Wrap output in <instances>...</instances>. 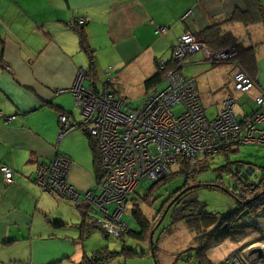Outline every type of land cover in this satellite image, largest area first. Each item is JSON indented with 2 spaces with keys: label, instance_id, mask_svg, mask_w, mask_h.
Returning a JSON list of instances; mask_svg holds the SVG:
<instances>
[{
  "label": "crops",
  "instance_id": "1",
  "mask_svg": "<svg viewBox=\"0 0 264 264\" xmlns=\"http://www.w3.org/2000/svg\"><path fill=\"white\" fill-rule=\"evenodd\" d=\"M259 5L264 8V0H0L3 61L11 71L0 67V112L16 116L9 124L0 123V165L13 171L11 184L4 182L0 172V264H78L93 252L85 245L86 240H79L81 214L92 211L90 202L79 197L74 202L76 210L69 213L65 208L71 206L69 199L43 191L35 181L37 166L48 165L58 153L70 161L68 182L80 193L96 192L92 155L79 126L82 120L74 115L76 104L70 92L78 72L88 67L73 24L85 19L84 30L98 77L94 86L100 88L98 85L103 86L109 78L110 92L126 100L124 87L129 81L139 86L143 97L144 80L155 73L156 61L170 60L177 38L191 33L203 40L200 33L218 23L219 35L228 41L220 50L228 48L230 61L211 65L201 53L192 54L187 63L199 68L197 76L190 77L195 79L201 102L216 105L214 117L221 101L234 94L233 62L244 71L248 63L255 86L241 95V104L237 103L241 120L255 111L254 99L264 94V16ZM233 13L246 18L226 21ZM158 27L165 31L157 32ZM91 83L83 81L85 87ZM202 86L208 95H203ZM58 111L67 113L70 123L77 126L62 138ZM78 147L86 154L79 155ZM252 173L248 168L243 175ZM248 201L235 222L239 228L234 235L208 250L212 263L231 261L230 256L235 255L244 264H264L260 238L264 206L257 208ZM79 205L86 210L78 209ZM177 219L172 217L171 223ZM201 220L197 224L196 219L191 227L200 232L199 237L212 233L216 226L206 231V217ZM90 224L96 225L92 219ZM70 227L77 236L71 234ZM150 245L143 243L142 249L139 242L131 245L147 254L131 262L152 264ZM175 252L173 264H178L180 256Z\"/></svg>",
  "mask_w": 264,
  "mask_h": 264
},
{
  "label": "built area",
  "instance_id": "2",
  "mask_svg": "<svg viewBox=\"0 0 264 264\" xmlns=\"http://www.w3.org/2000/svg\"><path fill=\"white\" fill-rule=\"evenodd\" d=\"M78 23L83 25L85 19ZM156 31L163 32L165 28L158 27ZM196 53H201L203 60L211 65L231 58L228 48L215 51L191 33L181 35L171 52L176 68L169 70L158 85L146 91L134 108L110 92L107 83L100 90L91 84L85 87L83 81L87 78L84 71H79L70 92L80 110L81 127L97 143L104 171L98 184L101 192H78L67 180L70 161L61 154L48 165L37 166V185L47 193L72 202H78L79 197L86 199L93 211L104 216V219L91 217L93 222L105 233L122 238L128 229L123 220L127 199L140 182L156 184L162 181L180 159L193 165L215 155H229L241 145L264 146V94L254 99L255 111L241 120L234 116L235 100L231 95L223 99L217 114L208 118L195 79L181 73L187 58ZM159 65L164 68L162 61ZM232 71L235 91L246 94L253 89L254 79L235 61ZM177 105L181 106L179 115L173 112ZM15 117L0 112L3 124L11 123ZM58 120L61 138L77 128L70 123L67 114L59 113ZM0 172L4 182L10 184L13 171L0 165ZM250 184L253 188V183ZM261 234L264 245V230ZM242 263L239 256L233 255L231 261L218 264Z\"/></svg>",
  "mask_w": 264,
  "mask_h": 264
},
{
  "label": "rangeland",
  "instance_id": "3",
  "mask_svg": "<svg viewBox=\"0 0 264 264\" xmlns=\"http://www.w3.org/2000/svg\"><path fill=\"white\" fill-rule=\"evenodd\" d=\"M198 68L199 66L196 64L185 63L184 66L181 68V73L186 78H192L190 76H193V77L197 76ZM202 73H205V72H202ZM98 86L100 88H97V90H100L102 87V84L101 85L99 84ZM162 86L163 84L161 85V87ZM124 88L126 91H128L124 94L128 96V98L126 99L127 100L126 103L130 107H133V108L136 107V105L141 102V98H142L141 89H139L138 85L136 86L135 82L130 83V81ZM207 90L208 89L205 86H202L203 95L204 94L208 95ZM197 91L201 99L199 89H197ZM232 91L234 92V94H230V95L235 100V104L233 106V113H234L235 118L238 120L241 114L240 113L241 110L239 111L238 109L239 106H237V103L238 104L242 103L243 99H240V98H241V95H244V94L235 91L233 87H232ZM235 93L240 94V95H237L235 97ZM202 104L206 108V116L208 118H212L214 113L217 111L216 105H212V104L208 105L205 102V100L203 101ZM173 112L175 115H179V113L181 112V106L177 105L173 107ZM74 115L76 119L78 120L79 118L81 119L79 107H77L76 105H75ZM75 147L76 146H74L73 148ZM77 150H78L79 155H82V153H84V155L86 154V151H84V148L82 147H78ZM256 155H258L257 159L255 157ZM211 158L212 159H209L208 162L206 163L207 167L205 165L206 169L204 168L202 171H198L197 173L189 176L188 179H186L184 175H182L179 172L180 164H178L172 168L170 172L172 173L171 178L169 180H165L161 186L156 187L153 190H151L154 184H151V183L147 184L146 181H142L135 187L132 194L128 197L125 212L123 214V219L125 220V222L129 224V226L131 227V230L138 231L139 229L133 217L132 211H131V209L134 207L133 205H135L136 203L139 205V208L143 211V213L146 215V217L149 220H155V223H157L156 230L154 232V235L152 236V244H155V246H158L159 248V251L157 248V254L155 253L157 264H173V262H175V259L174 258L172 259V253L174 252V250L177 251V254H179V256H183V258L181 259V262H179L178 264H186V262L188 261V258H184V257H187V255L189 254L188 252H183V251H185L189 247H192L194 245V240L197 237H199L197 236V233L200 234L199 231L196 233V231L194 230V227L191 229V227L194 224H196V222L185 223L184 221L180 220L181 216L178 215V211H175L172 214V210L169 211L167 209L169 205H167L164 208L163 212L160 213V208L162 207V204L172 192L180 189L185 184L199 185V187L197 188V191H198L197 201L201 204H204V207H205L204 209L206 210V212L214 213L216 215L215 217L217 218L227 215L229 212L233 210H236V208L239 206L238 202L241 204L242 202L246 201V197H243L242 195L243 192L242 193L239 192L236 195V198L235 196H231V193L233 192L232 175L228 174L227 172L228 169L227 171L223 169V167L226 166V163H227V161H225L226 157L224 155H215ZM228 159L231 162L230 166H231L232 172H234L236 165L238 167L237 169L238 171L243 169V173H246L247 169L251 168L253 169V173L250 174L249 176L246 174V176L250 179V182H253L255 184L260 181L259 179H260L261 173H260L259 168L261 165L264 164L263 163L264 162V146L257 145V144L241 145L238 149V152L229 154ZM203 184L204 185L207 184L210 186L213 185V187H210V186L205 187ZM94 187H95L96 192L93 194H99L101 191L98 185ZM225 190H228V192H226ZM145 200L149 201V203H147V201ZM69 202L71 206H68L65 208L67 211H69V213L71 212L73 213L74 210H76L74 208V202H71V201ZM242 204L240 205L241 206L240 208L245 206ZM109 209H112V207L109 206ZM91 217H94L96 219H104V216L101 213L95 212L93 210L87 214V218L89 219V220L88 219L86 220L87 223H90ZM172 217H176L178 219L174 221L173 223H171ZM198 223L199 222H197V224ZM206 228H204V230L210 231L209 226ZM192 230H194L195 232H193ZM200 231H203V230L200 229ZM70 232L71 234L76 235L74 228L70 227ZM192 234L193 235L195 234V236L192 237ZM159 237H160V240H159ZM261 237H262V234H261ZM85 240H84L85 245H87L89 250L93 252L97 250H101V249H107V248H108L107 250L110 252L120 251L122 250L124 246L128 248V246L130 247L131 245L137 243V241H135L132 238L130 240H126L125 243L121 242L119 239L115 237L106 236V234H104V231L99 228H94L93 230H91L89 233V236H87ZM257 243H260V241L256 242L255 244ZM142 244H143L142 242H139V247H138L139 249H142ZM146 244L150 245V240H147V242L144 243L145 246ZM89 245H92V247ZM150 247L151 245L149 247L147 246L149 250L148 253H150L151 255ZM245 251H247V249ZM247 252L249 253L250 251H247ZM92 253H90L88 256H90ZM174 254H176V252ZM231 257L233 256L231 255L230 258ZM131 260L132 259H125L124 256H122L120 260L113 259L111 264H117V263L136 264V263L131 262ZM151 261H152V264H155V259L154 257H152V255H151Z\"/></svg>",
  "mask_w": 264,
  "mask_h": 264
},
{
  "label": "trees",
  "instance_id": "4",
  "mask_svg": "<svg viewBox=\"0 0 264 264\" xmlns=\"http://www.w3.org/2000/svg\"><path fill=\"white\" fill-rule=\"evenodd\" d=\"M259 11H260V14H262L264 16V8H261V6H260ZM243 17L246 18V16H244L243 14L240 15V13H238V14L233 13L229 17V19H227L226 21H235V20H238V19L243 18ZM84 24L79 25V23L77 21L76 23L73 24L72 29L78 36L79 46H80L81 50L87 56L88 67L84 71V75L87 78L86 80L92 82L91 85L96 88V86H94V85L96 84V82H98V77H97L96 68H95V61L93 59V51L89 48V45L87 43V37L85 34V30H84ZM219 32H220L219 31V24L217 23V24L211 25L208 29H206L205 31L200 33V35L204 38L203 41L206 43V45L210 49L215 50V51H218V50L226 47L227 42H228L226 40L227 37H221L219 35ZM163 64H164V68L161 69L160 65H159V61H156L155 73H153L151 76H149L148 78H146L144 80L143 86H144L145 91H148L150 88L158 85L162 81V79L164 78V76L166 75V73L169 70L176 68V63L172 59V54H171L170 60H168L166 63L163 62ZM0 67L2 69L9 71V67L3 61V42L1 39H0ZM246 68L248 70H245V71H247L248 74L253 78V75L249 69L250 67H249L248 63L246 65ZM9 73H11V71H9ZM108 82L106 81L104 83H107V87L110 88L111 84H110V82L109 83ZM253 112H251L250 114H252ZM59 113L67 114V113H64L62 111L57 112V114H59ZM79 126L81 127V124H79ZM59 129H60V125H59ZM83 133L87 139L88 147H89L91 155H92L93 174L95 177L96 185H98L99 182L101 181L102 177L104 176V171H103V168L101 165V156H100L95 138L92 135H90L88 133V131H86L85 129H83ZM232 153H235V152H232ZM224 156L227 159V160L225 159V161H227V163L225 162L226 166H224L223 169L226 171L228 169L227 172H228V174L232 175V180H233V192L231 193V196H235V198H236V195L239 192H241V193L243 192L242 193L243 197H246V200H249L248 202L255 203L257 205L256 206L257 208L259 206L260 207L264 206V201L260 202V200L264 199V167L259 168L260 173H261L260 179H259L260 181L258 183L254 184L253 182L249 181L247 176L243 175L244 174L243 169L240 171L237 170L238 169L237 165H236L234 172H232L231 166H230L231 162L228 159L229 155L224 154ZM209 159H212V158L210 157L207 159H203V160H201L198 163L193 164V165H190L184 159H180L179 160V164H180L179 172L182 175H184V177L186 179H188L189 176L197 173L198 171H202L205 168V165ZM206 167H207V165H206ZM171 175H172V173H170L162 181L158 182L157 184H154L153 188L151 190H153L156 187L161 186L165 180H169L171 178ZM12 182H13V177H12ZM250 183H253V185H254L253 188L250 187V185H251ZM209 186L210 185H207V187H209ZM210 187H213V185H211ZM225 191L228 192V190H225ZM172 194H173V192H172ZM172 194H170V195H172ZM169 197L162 204V207L160 208V213L163 212L165 203L169 200ZM145 201H147V200H145ZM147 203H149V201H147ZM241 204L238 202L239 206L236 208V210L229 212L227 215L218 217L219 219L217 217H215L216 215L214 213L206 212L205 215H203V218L206 217V221H205L206 227H208V226L211 227L215 223H216V226L214 227V230L212 231V233L206 234V232H205V234H203V237L200 236V237H197L195 239V245H193L192 247H189L188 249L183 251V252H188V254H189V255H187V257H184V258H188V261L186 262V264H188L190 262H192L191 264H215V263H212L208 259L207 252L210 249V247L213 246L214 244H219V243H222V242L230 239L234 235V233L238 230L239 227H237L235 225V222L245 208V206L240 208ZM133 206L134 207L131 209V211H132L133 217H134L139 229H138V231L131 230V227L126 222L128 224V229L125 231V234L122 238H117V239H119L121 242H125L127 239L132 238L137 242L145 243V242H147V240H149V234L155 232L157 223H155V220H149L146 217V215L143 213V211L139 208V205L137 203ZM77 208L82 210V211L86 210V209H84V207L82 208V205L77 206ZM86 215H87V213L85 211L82 212V214H81V223L79 224V228H80L79 240L80 241H84L85 238L87 236H89L90 231L93 230L94 228L102 229V227H100L97 224L95 225V224L87 223L86 222ZM203 218H201V219H203ZM186 223H188V222H186ZM199 223H202V220H200ZM104 234H106V236H109V237L111 236L105 232H104ZM151 250L153 253V257L155 259V264H157V259L155 256V253L157 254V247L155 246V244L151 245ZM122 256H124L125 259H135V258H144L147 256V254H145L143 252H138L134 248H131L129 246H128V248L126 246H124L122 248V250L115 251V252H110L107 249H101V250L94 251L90 256L84 255L81 262L78 264H103V263H107L113 259L121 258ZM182 258H183V256H180L179 261H181Z\"/></svg>",
  "mask_w": 264,
  "mask_h": 264
},
{
  "label": "flooded vegetation",
  "instance_id": "5",
  "mask_svg": "<svg viewBox=\"0 0 264 264\" xmlns=\"http://www.w3.org/2000/svg\"><path fill=\"white\" fill-rule=\"evenodd\" d=\"M204 185V184H203ZM190 186H195L193 189H188L184 192L183 189L190 187ZM205 187L207 186L204 185ZM197 185L196 184H185L183 187L180 189L176 190L173 192L172 195H169V200L165 203L164 208L168 206V210H172V214L175 211H178V215L181 216L180 220L184 222H196L195 220H201L203 218V212H198V210L201 207V203L197 201V196H198V191H197ZM167 197V198H168ZM182 207V208H179ZM164 210V209H163ZM183 214L185 217L183 218ZM176 218V217H173Z\"/></svg>",
  "mask_w": 264,
  "mask_h": 264
},
{
  "label": "water",
  "instance_id": "6",
  "mask_svg": "<svg viewBox=\"0 0 264 264\" xmlns=\"http://www.w3.org/2000/svg\"><path fill=\"white\" fill-rule=\"evenodd\" d=\"M147 184H148V182H147ZM194 187H195V186L187 187V188L183 189L182 192H184V191H186V190H188V189H193ZM197 187H199V185H197ZM242 203H243V204H246V201H245V202H242ZM243 204H242V205H243ZM203 206H204V204H201V207H200V209L198 210V212L206 213V210L203 208ZM179 208H182V207H179ZM152 236H153V233H150V235H149L150 243H151V241H152ZM151 255H152V257H153L152 250H151Z\"/></svg>",
  "mask_w": 264,
  "mask_h": 264
}]
</instances>
